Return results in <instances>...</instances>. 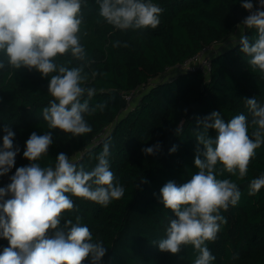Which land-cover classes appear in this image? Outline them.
Returning <instances> with one entry per match:
<instances>
[{
  "label": "trees",
  "instance_id": "1",
  "mask_svg": "<svg viewBox=\"0 0 264 264\" xmlns=\"http://www.w3.org/2000/svg\"><path fill=\"white\" fill-rule=\"evenodd\" d=\"M152 2L163 9L156 29L117 30L99 17L97 0H87L82 7L81 44L89 61L85 67L89 79L83 86L96 89L90 107L107 103L103 111L85 114L92 131L82 136L48 129L41 110L52 99L48 94L50 77L42 78L35 69L15 70L0 53V61L5 64L0 69V146L3 128L10 126L15 132L14 148H19L14 167L0 177V187L10 183L16 168L30 163L23 152L33 132L43 135L51 131L53 136L48 154L37 161L41 166H54L63 152L74 163L91 170L104 143L110 145V170L124 187V196L105 207L67 194L75 210L66 211L61 220L62 227L67 219L75 223L76 216L81 217L80 223L89 228L93 242L107 248L101 264H193L197 253L191 245L181 246L176 255L159 250L157 242L166 237L175 218L161 203L160 189L168 181L178 186L186 183L198 171L194 164L198 118L215 111L225 122L241 113L250 121L244 99L256 98L264 103V73L247 63L248 57L240 51V37L231 41L249 15L241 6L244 0ZM251 2L254 9L259 6L258 0ZM241 35L253 42L257 33L244 27ZM226 41L231 42L225 46ZM116 42L119 46L113 47ZM207 47L208 73L177 69ZM70 59L64 56L58 62ZM78 64L73 61L69 66ZM168 71H174L172 77L160 80ZM140 87L146 92L130 107L124 96ZM177 126L182 132H175ZM106 129L104 137L94 142ZM209 135L215 137L216 133L209 129ZM158 142L160 149L154 155L142 152ZM173 146L176 151L170 152ZM261 175L264 145L256 149L243 179L217 165L216 178L236 183L241 198L227 211L221 210L227 223L221 225L214 242H206L215 256L212 264H264V187L249 195L250 182ZM142 178L147 182L141 183ZM8 246V241L0 237V252ZM84 264H90V257Z\"/></svg>",
  "mask_w": 264,
  "mask_h": 264
},
{
  "label": "clouds",
  "instance_id": "2",
  "mask_svg": "<svg viewBox=\"0 0 264 264\" xmlns=\"http://www.w3.org/2000/svg\"><path fill=\"white\" fill-rule=\"evenodd\" d=\"M97 2L99 17L114 29H156L160 24L163 9L152 0ZM86 4L87 0H0V53L15 70L35 69L42 78L50 77L48 94L52 99L41 110L43 120L48 129L72 136L91 132L85 114L107 107L106 102L90 107L96 89L83 86L89 79L85 72L89 61L81 44V9ZM258 5L254 9L251 0L241 4L249 12L242 25L255 29L257 36L250 42L247 35H241L239 44L241 53L248 57L247 63L264 73V0H258ZM118 46L119 42L113 45ZM64 56L71 59L58 62ZM73 61L79 64L70 67ZM4 67L0 61V69ZM244 102L250 121L241 113L225 122L215 111L197 119L194 164L198 171L186 183L178 186L168 181L160 189L161 203L175 216L166 237L157 242L160 251L176 255L181 246L191 245L197 253L193 264H212L215 260L206 242H214L221 225L227 223L221 210L227 211L241 198L236 183L216 178V167L222 165L225 171L243 179L256 149L264 145V103L256 98H245ZM209 129L215 131V137L209 135ZM3 132L0 177L11 171L19 152L13 144L15 132L10 126H5ZM175 132H182V128L177 126ZM52 144L51 131L43 135L31 133L23 152L30 163L16 168L10 183L0 187V237L9 243L0 252V264H84L89 257L90 264H101L106 255L107 248L101 242H93L92 233L80 223V216H76L75 223L67 219L62 227L61 220L66 211L75 210L74 201L67 194L105 207L124 196V187L110 170V145L104 143L96 157L98 163L86 170L63 152L56 157L54 166H41L37 161L48 154ZM159 149L158 142L142 152L154 155ZM175 151L173 146L170 152ZM146 182L141 179V183ZM262 187L264 175L250 182L249 195H255Z\"/></svg>",
  "mask_w": 264,
  "mask_h": 264
},
{
  "label": "built area",
  "instance_id": "3",
  "mask_svg": "<svg viewBox=\"0 0 264 264\" xmlns=\"http://www.w3.org/2000/svg\"><path fill=\"white\" fill-rule=\"evenodd\" d=\"M209 51H210V47L204 48L201 52L197 53L196 55H194L190 59H187L186 61H184V63L182 65L177 66V69L179 71L201 69V71L208 73L210 71V68H211L210 67V56L208 55ZM168 72L173 73L174 71H168ZM168 72H166V73H168ZM144 88L145 87H140L138 90H134V91L129 92L127 95L124 96V99L129 104L132 101L134 94L136 95L137 92H140ZM145 90H146V88L142 92H144ZM141 95H142V93H141ZM102 135L103 134L96 137L94 139V142L101 140V138H103L105 134L103 136ZM70 159L72 160V158H70ZM7 198H9V197L6 196L5 199H7Z\"/></svg>",
  "mask_w": 264,
  "mask_h": 264
},
{
  "label": "rangeland",
  "instance_id": "4",
  "mask_svg": "<svg viewBox=\"0 0 264 264\" xmlns=\"http://www.w3.org/2000/svg\"><path fill=\"white\" fill-rule=\"evenodd\" d=\"M243 29H244V26H243V25H240V26L236 29V31L233 33V35H234V34H235V35L231 38V41H233V40L239 38V37L241 36V33H242ZM231 41H226L225 46H227L228 43L231 42ZM173 74H174V73H169V72H168V73H166L165 75H163V76L160 78V80H164V81H165L166 79L171 78ZM144 89H145V88H144ZM144 89H143V90H144ZM143 90H141L140 92H137L136 95L134 94L132 101L128 104L130 107L135 103L136 100H138V98H139V96L141 95V93H142ZM130 107H129V108H130ZM107 131H108V129L105 130V132L103 133V135H104L105 133H107ZM103 135H102V136H103Z\"/></svg>",
  "mask_w": 264,
  "mask_h": 264
}]
</instances>
